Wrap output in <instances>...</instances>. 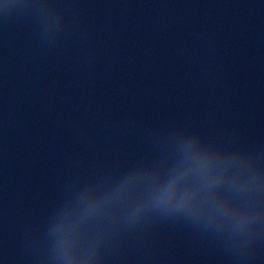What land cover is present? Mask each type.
Listing matches in <instances>:
<instances>
[{
	"label": "water",
	"instance_id": "1",
	"mask_svg": "<svg viewBox=\"0 0 264 264\" xmlns=\"http://www.w3.org/2000/svg\"><path fill=\"white\" fill-rule=\"evenodd\" d=\"M0 264H264V0H0Z\"/></svg>",
	"mask_w": 264,
	"mask_h": 264
}]
</instances>
